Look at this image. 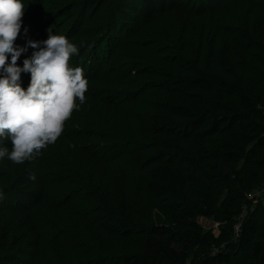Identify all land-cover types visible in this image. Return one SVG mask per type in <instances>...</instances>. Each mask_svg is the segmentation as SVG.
Returning <instances> with one entry per match:
<instances>
[{"label": "rangeland", "instance_id": "obj_1", "mask_svg": "<svg viewBox=\"0 0 264 264\" xmlns=\"http://www.w3.org/2000/svg\"><path fill=\"white\" fill-rule=\"evenodd\" d=\"M248 1L252 0H21L22 28H30L20 29L15 41L16 48L24 49L17 65L23 67V61L39 50L32 48L30 41L46 40L49 31L63 35L78 49L70 58V66L83 70L88 87L85 102L80 105L77 100L78 108L55 143L23 164H15L7 156L0 159V179L6 174H20L11 189L5 192L0 188V264H54L52 257L62 258L64 250L85 252L89 247L87 234L98 228L137 232L146 223L135 205L136 181L157 167L184 170L186 164L197 165L210 182L222 187L196 158L197 132L167 120L162 124L161 135H178L181 144L169 147L161 139L157 146L149 145L151 118L138 114L132 105L136 96L157 92L168 74L177 78L179 84L198 71L226 79L236 47H224L227 67L215 59L202 62L200 44L207 35L201 17L207 8L217 7L244 14ZM145 16L154 20L144 22ZM29 22L36 25V35L26 37V31L32 29ZM107 36L112 39L109 45ZM121 45L130 50L124 54ZM101 75L105 80L99 82ZM30 80L31 74L22 72L18 83L26 90ZM198 108L204 110L203 106ZM125 120L133 124L147 149L105 161L111 148L109 141L114 140L109 138L113 137L112 128ZM0 146L10 152V139L0 141ZM45 161L58 171L67 170L84 184V191L62 208L54 203L57 185L47 184L44 178ZM77 198L91 205L87 218L75 212L72 200ZM248 200L250 206L245 214L264 207V184ZM239 223L201 222L218 238L221 228L228 229L231 241L238 240ZM223 247L226 249L227 245ZM217 252L215 247L212 253ZM203 254L202 248L193 249L187 264H204Z\"/></svg>", "mask_w": 264, "mask_h": 264}, {"label": "trees", "instance_id": "obj_2", "mask_svg": "<svg viewBox=\"0 0 264 264\" xmlns=\"http://www.w3.org/2000/svg\"><path fill=\"white\" fill-rule=\"evenodd\" d=\"M245 8L244 14L224 7L207 8L201 17L207 35L200 44L202 62L215 59L227 67L224 47H236L226 79L198 71L179 84L168 74L157 92L136 96L132 105L138 114L151 118L149 145L157 146L161 139L169 147L181 144L178 135H161L167 120L197 132L196 158L222 187L210 182L197 165L186 164L184 170L157 167L136 181L135 205L145 226L137 232L90 231L85 252L64 250L62 258L52 257L54 264H187L197 247L204 251V264H264V207L245 214L250 195L264 184V0L248 1ZM153 18L143 20L151 23ZM32 23H28L32 29L26 37L36 35ZM105 40L109 45L112 39L107 36ZM121 48L124 54L130 50L129 46ZM98 79L102 82L105 76ZM112 130L109 138L114 140H108L111 148L105 161L146 151L147 144L130 121ZM43 169L46 183L57 185L55 206L62 208L84 191L83 182L67 170L58 171L49 161ZM19 177L18 172L6 174L0 188L6 192ZM72 203L80 216L91 215L86 200L77 198ZM203 219L215 224L240 221L238 240L231 241V231L225 228L218 238L212 229L203 227ZM215 247L218 252L213 255Z\"/></svg>", "mask_w": 264, "mask_h": 264}, {"label": "clouds", "instance_id": "obj_3", "mask_svg": "<svg viewBox=\"0 0 264 264\" xmlns=\"http://www.w3.org/2000/svg\"><path fill=\"white\" fill-rule=\"evenodd\" d=\"M23 15L21 0H0V141H11L10 152L0 146V159L7 156L15 164L33 159L57 141L78 108L77 100L80 105L85 102L88 87L83 70L70 66L78 49L63 35L49 31L46 40L30 41L39 50L23 61V67L17 65L24 49L14 44ZM22 72L31 74L26 90L18 83Z\"/></svg>", "mask_w": 264, "mask_h": 264}]
</instances>
